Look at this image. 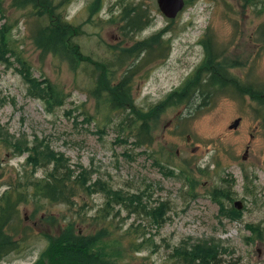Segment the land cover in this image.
Returning <instances> with one entry per match:
<instances>
[{
    "label": "rangeland",
    "instance_id": "374dc122",
    "mask_svg": "<svg viewBox=\"0 0 264 264\" xmlns=\"http://www.w3.org/2000/svg\"><path fill=\"white\" fill-rule=\"evenodd\" d=\"M184 1L168 20L156 0H52L71 29L66 48L54 53L35 44L30 7L0 0V41L3 35L11 64L0 61V124L15 139H28L30 148L39 143L61 155L73 178L88 177L85 188L99 184L91 195L70 185L72 204L51 203L30 185L45 179L52 166L33 168L27 154L17 156L0 141V197L10 187L24 193L19 216L29 227L25 243L0 264H50L47 256L60 246L50 249L51 242L68 236V225L72 236L94 239V264H180L170 257L173 249L198 242L220 246L224 264H264V106L235 92L242 85L264 87V0ZM143 11L147 27L130 32L128 19ZM158 33L150 49L165 58L144 64L141 51L131 70L134 116L112 111L106 86L119 81L125 66L107 63ZM199 41L212 45L215 63L223 67L215 75L228 89L216 86L205 101L196 93L188 107L167 108L151 121L154 106L207 59ZM18 61L36 79L49 81L63 104L48 112L28 95ZM206 76L200 74L203 81ZM238 118L237 128L229 129ZM141 123L148 124L146 135ZM103 189L141 199L103 210ZM213 191L231 200L214 199ZM235 200L243 203L242 216L229 220L221 207L229 209ZM162 202L167 207L160 226L134 208Z\"/></svg>",
    "mask_w": 264,
    "mask_h": 264
},
{
    "label": "trees",
    "instance_id": "16d2710c",
    "mask_svg": "<svg viewBox=\"0 0 264 264\" xmlns=\"http://www.w3.org/2000/svg\"><path fill=\"white\" fill-rule=\"evenodd\" d=\"M245 4L251 5L257 0H242ZM14 4L18 7H30L32 9L33 17L31 23L35 26L31 30V34L35 44L38 47L43 48L45 51L49 52H62L67 46V35L71 33L70 25L66 23L63 18L58 15L55 11L59 5L53 4L52 0H14ZM62 5H60L61 7ZM143 12H138L133 17H130L126 23V28L133 33H138L144 30L148 25V19L146 22L143 21ZM169 20V19H168ZM156 34L149 39L136 44V46L129 50L124 51L117 58H113L111 63H107L109 67L110 64H114V67H124L125 71L121 75L119 81L114 85L106 86L107 100L110 104L112 111L124 112L129 110V113L134 116L133 105L131 104V98L128 93L129 81L134 76L132 68L135 65V60L139 59V52L146 51V57L144 64L159 58H165V55L159 54L156 56V50L153 52L150 45L154 44L157 36ZM199 44L204 47L207 55V59H204L200 68L193 76L188 78L184 86L175 89L173 92L167 95L166 101L162 104L151 107L155 110L153 119L164 113L167 108H173L178 105L187 106L194 103V98L196 93H199L201 100H208L212 92V89L218 86L217 89H228L227 83L219 82L218 77L215 75L217 72H221L223 69L222 65H217L215 63L217 56L213 50L212 45L207 47L202 41ZM5 39L2 35L0 41V61L4 65L10 66V61L4 58L5 49ZM161 48L160 45L157 47ZM8 52H6L7 55ZM136 53L130 59L129 54ZM163 54V52H162ZM17 60H19L17 58ZM130 60V63L129 61ZM96 67L104 68L105 72H109L110 68H105L104 66L97 65L96 62L90 61ZM21 67L19 74L23 79L27 87V94L31 97L41 101L46 106V110L51 112L54 107L61 106L64 102L63 96L55 89L52 84L47 80H38L33 77L30 69L25 67V63L18 61ZM205 73V81L200 78V74ZM236 93L242 96H248L252 101L264 106V87L257 89L253 85H248V87L240 86L235 89ZM234 97L235 95L232 94ZM199 104L198 106H200ZM188 107V106H187ZM150 108V109H151ZM145 115V114H144ZM240 120V118H238ZM136 121V119L134 118ZM241 121V120H240ZM130 125L133 121H126ZM140 130L147 134L148 124L141 123ZM0 141L6 144V146L12 150L13 154L21 156L27 154V163L33 166V168L39 167H49L52 166L47 177L42 181H37L33 183L32 190L38 196L48 200L51 203H64L72 204L71 199L75 196L74 189H69L70 185L72 187L77 186L78 188H85L88 182V177L83 174H79L73 178L72 171L67 165L64 158L47 148H42L41 144L33 143L34 146L30 148V142L25 137H20L15 139L12 135H9L8 131L3 128L0 124ZM144 142L136 143V146L143 145ZM47 147V146H46ZM99 184H93L89 188H85L89 195L97 192ZM76 187V188H77ZM105 193V204L103 210H106L111 204L117 203H128L132 206L134 200H140L141 196L132 194L125 198L122 192H112L109 189L101 190ZM212 197L214 199H223L230 201V194L218 193L213 191ZM24 193H20L15 188H9L0 197V263L9 254L18 251L21 244L25 243V237H29V227L25 226L19 216V205L24 201ZM236 201V200H235ZM229 209H224L221 207V213L224 217L229 220H236L240 218L242 209L238 210L235 207ZM166 203L162 202L157 207L148 208L146 205L138 204L135 205V209L143 212L150 218L153 226H160L164 220L166 214ZM106 214H103L105 217ZM252 232L260 234V231L253 226H249ZM70 230L68 236L62 235L60 239L51 242L50 249H52L56 243L60 246L57 247V252L54 255L47 256L46 258L50 264H94L96 263L97 255L92 253V250L96 248V244L93 242L94 239L91 238H81L78 236H72L71 225H68ZM64 233V232H63ZM65 234V233H64ZM261 236V235H260ZM222 249L220 246L212 243L198 242L190 247L179 246L173 249L170 254L171 258L178 260L180 264H224L221 259Z\"/></svg>",
    "mask_w": 264,
    "mask_h": 264
},
{
    "label": "water",
    "instance_id": "95a60500",
    "mask_svg": "<svg viewBox=\"0 0 264 264\" xmlns=\"http://www.w3.org/2000/svg\"><path fill=\"white\" fill-rule=\"evenodd\" d=\"M157 8L160 13L169 20H174L177 15L183 10L185 7L184 0H156ZM240 123L239 119H236L233 124L229 127V129L237 128ZM233 207L238 210L242 209V203L240 201H235L233 203Z\"/></svg>",
    "mask_w": 264,
    "mask_h": 264
},
{
    "label": "flooded vegetation",
    "instance_id": "af4514ba",
    "mask_svg": "<svg viewBox=\"0 0 264 264\" xmlns=\"http://www.w3.org/2000/svg\"><path fill=\"white\" fill-rule=\"evenodd\" d=\"M230 127V126H229Z\"/></svg>",
    "mask_w": 264,
    "mask_h": 264
}]
</instances>
